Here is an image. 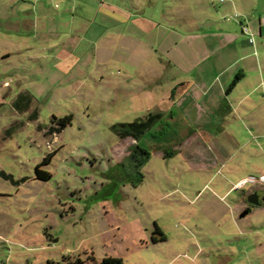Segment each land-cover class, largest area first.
<instances>
[{
    "label": "rangeland",
    "instance_id": "rangeland-1",
    "mask_svg": "<svg viewBox=\"0 0 264 264\" xmlns=\"http://www.w3.org/2000/svg\"><path fill=\"white\" fill-rule=\"evenodd\" d=\"M163 2L164 10L182 13L183 25L147 6L142 14L169 29L160 45L156 32L145 34L157 48L145 62L119 50L58 48L64 33L38 28L33 3L0 0V264H98L105 256L124 264H192L197 248V262L211 258L210 249L237 251L232 211L250 184L221 196L234 180L190 166L201 143L185 139L196 127L170 98L180 70L169 56L196 57L191 22L208 26L209 10L206 0ZM176 37L182 41L175 45ZM21 93L30 100L17 109ZM153 111L163 116L139 139L150 157L136 182L133 165L119 164L134 140L119 138L111 126ZM69 114L71 122L59 128ZM223 136L211 146H227ZM53 151L41 166L49 179H37L35 165ZM155 224L165 241L151 242Z\"/></svg>",
    "mask_w": 264,
    "mask_h": 264
},
{
    "label": "crops",
    "instance_id": "crops-1",
    "mask_svg": "<svg viewBox=\"0 0 264 264\" xmlns=\"http://www.w3.org/2000/svg\"><path fill=\"white\" fill-rule=\"evenodd\" d=\"M23 1L36 6L35 18L37 23H41H38V28L64 33L58 48L110 54L119 50L129 53V59L141 54L145 62L150 59V51L157 50L154 46L160 45V35L166 38L169 29L142 14L147 6L154 13L160 11L158 16L169 15L183 25L182 13L179 14L178 9L172 12L164 10L163 0H139V3L136 0ZM53 5H59V8H53ZM206 8L210 24L203 27V24L192 20L195 28L191 26L189 31L194 36L192 41L201 46L197 47V52L191 45L197 52L196 57L169 56L170 61L171 58L175 61L172 64L180 70L170 98L174 104L172 108L177 106L189 111L184 115L185 119L190 122L188 125L196 127L185 132V139L195 138L197 143H201L200 147L194 146L191 150L194 155L191 154L187 160L190 166L210 167L223 175L226 181L234 180L230 188H225L221 195L224 196L233 188L249 185L240 184L242 178L264 175V0H206ZM244 26L248 32L243 30ZM170 27L173 30L177 28ZM152 31L156 32L158 39L155 45L149 46L145 34ZM176 39L175 45L182 41V37ZM182 62L184 68L180 64ZM199 111L203 115L198 114ZM209 111L212 113H206ZM219 136L227 139L228 145L214 148L210 142ZM224 187L220 186V189ZM260 188L258 184H250L238 200L240 207L232 211L231 225L234 227L231 239L237 238V251L231 250L234 245L225 252L219 250L215 255L210 249L211 258L209 255L202 262H197L200 253L197 248L191 258L192 264H264V220L258 219L264 214V202L251 206L245 214H258L257 217L244 219L245 215H240V211L247 207V195L258 189L263 190L260 192L264 196V187ZM241 202L244 203L243 209ZM160 232L162 234L153 236L158 241H165L167 234Z\"/></svg>",
    "mask_w": 264,
    "mask_h": 264
},
{
    "label": "trees",
    "instance_id": "trees-1",
    "mask_svg": "<svg viewBox=\"0 0 264 264\" xmlns=\"http://www.w3.org/2000/svg\"><path fill=\"white\" fill-rule=\"evenodd\" d=\"M30 100V94L21 93L16 100L14 101V105L17 109H21V107H28V103ZM22 102V103H21ZM24 104V105H23ZM163 112L161 111H153L146 113L142 117L136 118L134 121L129 122H121L112 124L111 129L119 138L130 137L134 140L133 143L129 144V153L126 157L119 162L120 165H123L125 159L129 161L133 168L138 173L136 182L142 179V173L139 171L140 166L142 163L149 159L150 157V150L147 149L145 146L139 144V139L144 135L145 132H148L154 125L162 118ZM72 116L64 115L62 118L59 119V128L64 127V125L69 124L71 122ZM55 151L43 156L41 160L35 165V175L37 179L46 180L49 179L50 174L48 170L42 169L41 166L49 163L51 157H53ZM136 182H133L135 185ZM251 206V205H249ZM253 206V205H252ZM248 211L250 207H246ZM154 233H160L159 226L155 224ZM152 242L158 241L155 236L151 237ZM161 240H164L162 237ZM98 264H124L122 259L119 257H111L105 256L101 259Z\"/></svg>",
    "mask_w": 264,
    "mask_h": 264
},
{
    "label": "built area",
    "instance_id": "built-area-1",
    "mask_svg": "<svg viewBox=\"0 0 264 264\" xmlns=\"http://www.w3.org/2000/svg\"><path fill=\"white\" fill-rule=\"evenodd\" d=\"M243 30L248 32L246 26L243 27ZM249 41L252 42V37L250 35H249ZM240 184H243V185L244 184H254V185L258 184L259 186H264V175H260V176L250 175L244 179L242 178Z\"/></svg>",
    "mask_w": 264,
    "mask_h": 264
},
{
    "label": "water",
    "instance_id": "water-1",
    "mask_svg": "<svg viewBox=\"0 0 264 264\" xmlns=\"http://www.w3.org/2000/svg\"><path fill=\"white\" fill-rule=\"evenodd\" d=\"M261 201L264 202V196L262 197ZM246 203L252 204V205H261L258 200V193L257 191L251 192L249 195L246 196ZM248 209H244L243 211H240V215H245L247 213Z\"/></svg>",
    "mask_w": 264,
    "mask_h": 264
},
{
    "label": "flooded vegetation",
    "instance_id": "flooded-vegetation-1",
    "mask_svg": "<svg viewBox=\"0 0 264 264\" xmlns=\"http://www.w3.org/2000/svg\"><path fill=\"white\" fill-rule=\"evenodd\" d=\"M255 191H257V193H258V200H259L260 204H262L261 203V199H262L263 194L258 189H256ZM246 204H247V208L252 206V204H248V203H246ZM249 205H251V206H249Z\"/></svg>",
    "mask_w": 264,
    "mask_h": 264
}]
</instances>
